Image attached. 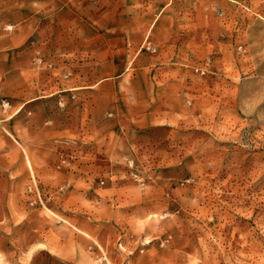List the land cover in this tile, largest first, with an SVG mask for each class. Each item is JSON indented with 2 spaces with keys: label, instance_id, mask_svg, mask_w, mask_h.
Returning <instances> with one entry per match:
<instances>
[{
  "label": "rangeland",
  "instance_id": "obj_1",
  "mask_svg": "<svg viewBox=\"0 0 264 264\" xmlns=\"http://www.w3.org/2000/svg\"><path fill=\"white\" fill-rule=\"evenodd\" d=\"M161 2L0 0L15 227L74 264H264V0Z\"/></svg>",
  "mask_w": 264,
  "mask_h": 264
},
{
  "label": "crops",
  "instance_id": "obj_2",
  "mask_svg": "<svg viewBox=\"0 0 264 264\" xmlns=\"http://www.w3.org/2000/svg\"><path fill=\"white\" fill-rule=\"evenodd\" d=\"M161 4V9H166L168 0H162ZM155 40L156 45L163 44L160 39ZM29 181L28 172L0 173V201H8L7 233H0V258L5 264H74L63 241H48L46 228L41 223L32 225L30 218L25 217L22 224L15 227V206L20 205L19 201H27L21 191Z\"/></svg>",
  "mask_w": 264,
  "mask_h": 264
}]
</instances>
